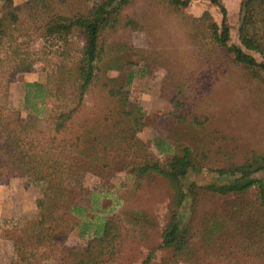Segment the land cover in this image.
<instances>
[{
  "label": "trees",
  "instance_id": "1",
  "mask_svg": "<svg viewBox=\"0 0 264 264\" xmlns=\"http://www.w3.org/2000/svg\"><path fill=\"white\" fill-rule=\"evenodd\" d=\"M82 1L0 2V185L27 176L38 192L37 218L21 230L3 233L2 239L13 244V264L115 263L127 236L122 217L108 216L95 227L86 220L89 209L110 194L114 174L125 175L136 191L151 177L166 183L169 201L160 242L155 248L146 246L139 264H152L157 250L167 253L162 264H264V176L255 177L264 174V154L211 165L205 141L191 140L193 128L207 118L194 108L195 96L190 91L185 96L176 83L169 86L174 94L167 96L174 108L172 122L186 128L180 137L154 131L153 147L163 155L158 158L140 136L146 116L129 98L135 76L145 72L138 63L146 60L144 51L127 40L126 32L139 26L129 14L133 0H104L87 12ZM161 1L173 12L192 2ZM208 1L219 8L221 22L205 12L192 20L191 36L210 43L230 65L264 83V0L240 1L238 43H231L222 0ZM111 32L121 38L109 45ZM34 37L56 60L42 68L43 81L23 83L20 109L8 111L4 86L31 72L37 56L44 54L32 49ZM75 38L81 46L72 56L69 43ZM116 62L123 64L124 75L109 74ZM90 95L94 101L87 107ZM79 169L99 179L93 189L83 188ZM200 174L213 178L199 185L194 177ZM255 186L259 195L252 199ZM207 200L212 207L205 205ZM131 217L145 230L153 226L141 215ZM76 230L79 238H88L84 245L67 244Z\"/></svg>",
  "mask_w": 264,
  "mask_h": 264
},
{
  "label": "rangeland",
  "instance_id": "2",
  "mask_svg": "<svg viewBox=\"0 0 264 264\" xmlns=\"http://www.w3.org/2000/svg\"><path fill=\"white\" fill-rule=\"evenodd\" d=\"M12 1L19 5L26 0ZM102 1L104 0H84L80 6L87 12ZM240 1L222 0L227 9L231 43H238ZM132 2L129 14L139 26L126 32L127 40L133 47L144 51L146 60L138 63L139 66H145V72L142 76H135L129 88V98L146 116V127L140 136L148 149L163 159V155L153 147L154 131L166 137L176 134L180 137L184 133L186 126L177 121L172 122L174 108L167 98L174 94L169 86L177 83L176 85L182 84L181 91L185 96H188V91L195 96L198 101L194 102V108L198 115L207 118L203 126L193 128L191 140L198 144L205 141L211 152V165L242 163L253 153L264 154L263 81L230 65L221 51L214 49L210 43L191 36L192 20L205 12L220 24L222 15L219 8L208 0H192L189 7L178 12H173L161 0ZM120 38L118 32H111L106 37L109 45L115 44ZM32 46L34 51L43 50L44 54L41 55L42 58L37 56L39 61L31 72L22 75L17 82L4 86L8 96V111L20 109L23 83L43 81L45 72L42 68H47L49 61L56 60L57 55L49 54V47L44 49V42L39 38L34 37ZM80 46L79 38L69 43L72 56L77 54ZM212 51H216L217 57L211 55ZM125 72L123 64L118 62L109 67L111 76L124 75ZM93 101L94 95L88 96L86 106L91 107ZM78 172L81 184L87 190L93 189L99 182L97 177L84 169H79ZM263 176V173L255 174L256 178ZM212 178L213 176L203 174L194 177L199 185H207ZM109 182L113 187L110 194L100 198L97 205L92 210L89 209V217L85 219L95 227L108 216H121L127 236H124L126 240L122 256L113 264H139L148 252L146 246L155 248L160 242L159 234L165 223L164 215L169 201L166 183L160 178L151 177L144 182L142 189L136 191L123 174H114ZM249 194L252 199L256 198L259 195L258 187H252ZM37 197L38 192L30 185L27 176L0 185V252L6 257L5 263H2L13 264L10 262V255L14 252L12 241L2 239L4 231L21 230L37 218ZM212 202L207 200L205 205L211 206ZM85 206L90 208L89 204ZM133 214L143 216L146 218L145 223L153 226L145 230L143 225H136L131 221ZM77 232L76 230L68 238L67 244L86 243L88 238H79ZM154 257L152 264H162L167 253L157 250Z\"/></svg>",
  "mask_w": 264,
  "mask_h": 264
},
{
  "label": "crops",
  "instance_id": "3",
  "mask_svg": "<svg viewBox=\"0 0 264 264\" xmlns=\"http://www.w3.org/2000/svg\"><path fill=\"white\" fill-rule=\"evenodd\" d=\"M5 241H7V240H5ZM2 253H3V252H0V262H1V263H2V262L5 263V261H6V257H5V255H3ZM10 257H11L10 262L14 263V262H15V252H12L11 255H10ZM4 263H3V264H4Z\"/></svg>",
  "mask_w": 264,
  "mask_h": 264
}]
</instances>
